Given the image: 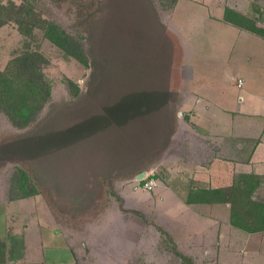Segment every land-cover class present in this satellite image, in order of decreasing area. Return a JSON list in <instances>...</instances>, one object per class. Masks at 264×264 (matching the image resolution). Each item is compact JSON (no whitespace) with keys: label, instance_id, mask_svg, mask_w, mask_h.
Masks as SVG:
<instances>
[{"label":"rangeland","instance_id":"obj_1","mask_svg":"<svg viewBox=\"0 0 264 264\" xmlns=\"http://www.w3.org/2000/svg\"><path fill=\"white\" fill-rule=\"evenodd\" d=\"M13 1L80 41L88 63L50 40L29 16L22 25L13 18L0 26V69L13 68L16 56L33 51L51 85L27 125L15 124L0 108V200L30 195L35 199L25 211L56 214L72 233L74 264H181L173 242L196 264H264V233L232 224L231 202L211 196L188 200L192 190L223 185L195 180L203 172L177 166L178 154L169 160L168 153L184 114L178 67L182 85L183 67L186 81L194 84L191 62L195 70L208 71L201 75L204 82L214 77L238 91L233 83L242 59L236 53L245 49L244 42L237 40L232 57L226 49L236 34L220 35L222 50L208 45L206 57L191 53L185 62L183 44L178 46L179 12L184 13L178 0ZM246 2L232 4L264 24V0ZM195 24L193 19V29ZM153 48L161 53L159 71L142 77L138 65L126 67ZM243 73L256 88L264 86L259 74L245 66ZM233 176L229 183L238 172ZM149 180L156 183L146 185ZM256 195L264 196L263 185Z\"/></svg>","mask_w":264,"mask_h":264},{"label":"crops","instance_id":"obj_2","mask_svg":"<svg viewBox=\"0 0 264 264\" xmlns=\"http://www.w3.org/2000/svg\"><path fill=\"white\" fill-rule=\"evenodd\" d=\"M232 3L233 0H178L177 3V8L184 11L179 12L178 29L185 62L192 58L191 53L201 52L206 57L208 45L215 52L222 50L225 44L217 40L220 35L230 38V33L236 34V41L230 39L226 49L230 56L235 55L238 39L245 48L236 53L242 59L238 63L236 84L233 83L238 91L228 83L218 85L214 77L213 82H204L205 76L201 75H208V71L195 70L190 61L189 73L194 84L186 81L183 67L182 85L179 68L177 89L183 93L180 108L184 114L178 116L179 125L172 134L169 160L178 154L176 165L201 170V176L194 178L207 186L232 184L234 181L229 182L235 172L260 174L264 179V86L256 88L257 82L243 73L245 66L259 74L264 84V37L225 19V8L233 7ZM188 23L192 29L187 28ZM218 170L224 172V177L221 173L218 176L215 172ZM229 173L232 179L227 176ZM261 185L264 186V180ZM32 198L35 199L29 195L0 200V264H74L72 233L59 224L51 211H25ZM84 244L82 241L83 247Z\"/></svg>","mask_w":264,"mask_h":264},{"label":"trees","instance_id":"obj_3","mask_svg":"<svg viewBox=\"0 0 264 264\" xmlns=\"http://www.w3.org/2000/svg\"><path fill=\"white\" fill-rule=\"evenodd\" d=\"M30 9L23 3L17 4L13 0L7 3L0 1V26L8 19L13 18L22 25L25 20L23 16H29L35 26L44 29L45 35L50 40L80 61L88 63L87 55L80 41L74 39L56 22L41 16L35 17L32 14L33 11H29ZM224 17L227 21L264 37V24L260 17L242 13L230 6L225 8ZM157 51L156 48H153L150 51H145L144 55L139 53L137 58L139 61H128L126 67L138 65L141 73L144 74L141 75L142 77L151 76L154 71H159L157 64L161 53H157ZM39 55L33 51H26L16 56L12 61L13 68L0 69V108L11 117L15 124L24 126L32 121L51 93V85L45 77L42 66L38 64ZM171 55L173 56L172 60L177 58L175 53L172 52ZM263 180L260 174L241 173L232 184L192 190L188 200L191 202L202 199L209 200V196H211L213 201L231 202L230 221L232 224L250 232L262 231L264 230V196L258 198L256 190ZM173 248L174 252L181 257V264H196L193 258L179 250L174 242Z\"/></svg>","mask_w":264,"mask_h":264},{"label":"built area","instance_id":"obj_4","mask_svg":"<svg viewBox=\"0 0 264 264\" xmlns=\"http://www.w3.org/2000/svg\"><path fill=\"white\" fill-rule=\"evenodd\" d=\"M241 83H242V79L239 80V84H241ZM154 183H156V180H151V181L149 180V181L146 182V185L151 186V185H153Z\"/></svg>","mask_w":264,"mask_h":264}]
</instances>
